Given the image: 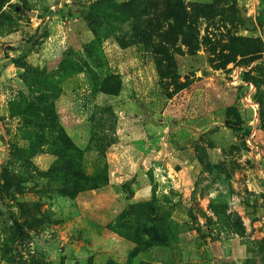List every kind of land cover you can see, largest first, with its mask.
<instances>
[{
	"label": "rangeland",
	"instance_id": "1",
	"mask_svg": "<svg viewBox=\"0 0 264 264\" xmlns=\"http://www.w3.org/2000/svg\"><path fill=\"white\" fill-rule=\"evenodd\" d=\"M263 6L0 0V264H264Z\"/></svg>",
	"mask_w": 264,
	"mask_h": 264
},
{
	"label": "trees",
	"instance_id": "2",
	"mask_svg": "<svg viewBox=\"0 0 264 264\" xmlns=\"http://www.w3.org/2000/svg\"><path fill=\"white\" fill-rule=\"evenodd\" d=\"M262 2H263V4H264V0H262ZM172 10H175L174 8H171ZM123 11V10H122ZM122 11H119V13H121ZM166 15V17L168 18V19H170V18H175V19H179V17L178 16H176V15H174V14H171V15H169V14H165ZM261 17H262V19L264 20V6H263V8H262V11H261ZM96 22L95 21H93L92 19H91V27H92V29L94 30V32H95V34H96V40L97 41H100L101 40V35H100V32H99V30H98V28L96 27V24H95ZM164 26V19H162L161 17H160V21H159V23H158V26L157 25H155V22L154 21H152L151 19H150V27L149 28H146V32H147V34L149 35V37L150 38H152V37H154L155 36V33H157L158 35H160V36H162V37H164L165 38V32H159L160 30H161V28ZM175 25H174V23H173V27H174ZM173 30H175V32L178 30V27L177 28H174ZM154 42H157L156 40H154ZM159 43V42H158ZM160 44V43H159ZM160 69V74L161 75H163V70H162V68L160 67L159 68ZM164 81V80H163ZM163 84L164 85H167L168 83L166 82V84L163 82ZM184 85V84H183ZM119 90L118 89H112L111 91H109L110 93H116V92H118ZM227 123V122H226ZM230 125V123L228 122L227 123V125Z\"/></svg>",
	"mask_w": 264,
	"mask_h": 264
},
{
	"label": "crops",
	"instance_id": "3",
	"mask_svg": "<svg viewBox=\"0 0 264 264\" xmlns=\"http://www.w3.org/2000/svg\"><path fill=\"white\" fill-rule=\"evenodd\" d=\"M8 113V106H6V110L2 112L3 115H7Z\"/></svg>",
	"mask_w": 264,
	"mask_h": 264
}]
</instances>
